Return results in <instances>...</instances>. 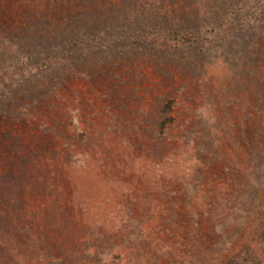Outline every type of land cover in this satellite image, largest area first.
<instances>
[{
	"label": "rangeland",
	"instance_id": "obj_1",
	"mask_svg": "<svg viewBox=\"0 0 264 264\" xmlns=\"http://www.w3.org/2000/svg\"><path fill=\"white\" fill-rule=\"evenodd\" d=\"M0 264H264V0H0Z\"/></svg>",
	"mask_w": 264,
	"mask_h": 264
}]
</instances>
